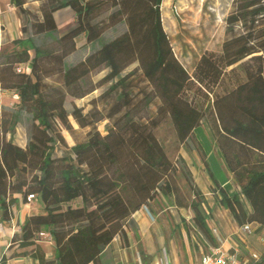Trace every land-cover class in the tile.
<instances>
[{
	"label": "trees",
	"instance_id": "1",
	"mask_svg": "<svg viewBox=\"0 0 264 264\" xmlns=\"http://www.w3.org/2000/svg\"><path fill=\"white\" fill-rule=\"evenodd\" d=\"M36 1L33 11L27 0H9L21 35L9 42L10 49L0 47V98L3 92L18 97L14 111L0 105L1 218L8 220L12 205L26 202L28 195L43 208L25 220L10 247L35 246L39 264H99L104 248L132 224L137 210L150 211L161 197L187 204L179 175L194 197L189 208L196 230L185 224L187 233L198 230L216 246L198 209L201 192L184 160L173 159L159 135L169 129L178 153L180 145L196 143L193 131L203 121L239 185V192L230 195L204 161L213 195L238 226L254 223L255 231L261 230L264 0H232L220 51H204L192 72L173 52L162 23V0ZM103 10H108L109 28L122 26L109 39L103 37V24L94 21ZM65 12L73 14L75 26L60 34L57 17ZM81 36L90 51L68 64ZM45 37L53 41L45 43ZM100 71L105 73L97 83L83 89L86 79ZM51 77L58 78L57 85L47 82ZM107 83L89 111L76 105L66 110L68 98L81 99ZM23 113L31 121L24 147L7 138ZM71 119L87 132L68 147L62 131L73 134ZM103 120L110 124L104 135L97 128ZM245 151L256 153L257 161L245 165ZM43 229L53 241L51 260L36 244ZM257 264H264V255Z\"/></svg>",
	"mask_w": 264,
	"mask_h": 264
},
{
	"label": "crops",
	"instance_id": "2",
	"mask_svg": "<svg viewBox=\"0 0 264 264\" xmlns=\"http://www.w3.org/2000/svg\"><path fill=\"white\" fill-rule=\"evenodd\" d=\"M18 37H10V39L13 40ZM2 45L3 34L0 28V47ZM193 136L196 143L192 144L188 141L187 144L180 145L178 156L184 160L195 186L203 196L198 209L206 220L216 246H221L224 250L237 248L243 260L248 259L251 252L263 256L264 245L259 241L258 236L242 234L240 226L235 223L229 211L213 195L214 183L207 173L204 161L219 186L226 189L230 195L239 192L238 182L226 166L214 132L203 121L199 127L194 129ZM196 147L200 149L198 150ZM183 152L186 154L195 153V169L189 164V159H186ZM244 154L245 165L246 162L257 161L258 155L256 153L245 151ZM179 177L188 187L184 178L181 175ZM189 192L190 196H185L187 206L175 203L171 198H166L171 199V203L165 210L166 212L170 210L172 215L166 214L165 210L160 209V198L156 203L150 205V211L147 208L146 210L141 208L133 213L130 218L132 224L126 226L104 248L100 255L99 264H196L200 256L214 246L209 244L198 230L194 239L191 232L187 233L185 221L179 219L184 218L186 222H189L187 223L188 226L196 230V227L190 222L192 212L189 205L194 197L190 189ZM35 202L37 200L27 203L19 199L17 203L12 205L11 216L8 220L2 219L0 214V264H39L35 246L28 248L10 247L13 236L21 233V227L25 220L32 214L43 212L42 205ZM160 215L164 216V219ZM221 219H227V223L231 225L230 231L224 229ZM41 232L48 233L46 229L41 230ZM36 244L40 246L46 260L53 259L52 238L48 240L46 237L38 236Z\"/></svg>",
	"mask_w": 264,
	"mask_h": 264
},
{
	"label": "rangeland",
	"instance_id": "3",
	"mask_svg": "<svg viewBox=\"0 0 264 264\" xmlns=\"http://www.w3.org/2000/svg\"><path fill=\"white\" fill-rule=\"evenodd\" d=\"M231 2L232 0H162L161 16L164 30L169 37L175 56L189 72H192L196 61L204 51H220L221 43L224 39V18L230 10ZM25 6L29 7L33 11H36L38 9L39 2L36 0H27ZM107 15L108 10H103L94 19L96 23H99L100 25L103 24L104 39H109L117 35L122 29L121 25L109 28L106 23ZM57 24L58 32L60 34L73 28L75 26L73 14L70 12L62 13L57 17ZM0 28L2 29L3 44H5L4 47L10 49V37H20L21 34L19 17L15 8L11 6L9 0H0ZM43 41L45 43H49L53 41V38L45 37L43 38ZM78 41L76 52L67 58L68 64L82 59L90 51L91 45L85 43L83 36H81ZM135 66V64L129 66L123 73L131 71L135 68ZM104 73L105 71L93 72L91 76L86 79V82L82 84V88L88 89L94 86ZM47 82L51 85H57L58 78L51 77L47 80ZM108 86L109 83L100 86L81 99H75L72 101L68 98L65 103L66 110L70 111L73 105H76L82 107L85 112L89 111L93 106L91 101L93 99L99 101V96ZM17 101L18 97H15L13 92H3L0 98L1 110L7 109L9 111H14ZM99 102L97 104L98 106H100ZM152 110L153 108H151V111ZM1 121L0 116V125ZM71 122L75 129L73 134L70 135L66 131H62V135L64 136L68 147L72 146L75 142L83 141L85 139V133L87 132V129L79 128L72 119ZM109 125L108 121L103 120L97 124V128L100 133L104 135ZM30 126L31 121L27 115L23 113L14 128V132L7 135V138H11L14 143L24 147L30 135ZM163 130L159 133V135L164 139L165 146L169 154L171 153L173 159L177 160V142L174 136L170 133L169 129L163 128ZM56 153L60 154L58 148L56 149ZM184 155L187 160L189 159V164L193 167V169H195V153H184ZM182 180L183 179L179 177L178 183L185 196H190L189 189ZM35 203L41 205L38 201ZM170 203L171 199L160 198L159 207L160 209L165 210ZM174 212L175 211L173 210V213ZM166 214L172 215L170 210H167ZM160 217L164 219V216L160 215ZM179 219L183 220V222L185 221L184 224L188 225L187 223L189 222H186L184 218ZM221 224L224 229L230 231L231 225L227 223V219H221ZM191 234L195 239L194 232H191Z\"/></svg>",
	"mask_w": 264,
	"mask_h": 264
},
{
	"label": "built area",
	"instance_id": "4",
	"mask_svg": "<svg viewBox=\"0 0 264 264\" xmlns=\"http://www.w3.org/2000/svg\"><path fill=\"white\" fill-rule=\"evenodd\" d=\"M17 97V95H15ZM34 200L33 195H28L26 202ZM146 210V207H144ZM252 223H246L240 226V232L244 235H257L259 241L264 245V227L256 232V228ZM215 232V231H214ZM39 237H46L51 240L50 233L39 232ZM262 255L256 252L249 253L248 259H241L240 251L237 248L224 250L221 246L211 247L207 252L203 253L196 264H257L261 261Z\"/></svg>",
	"mask_w": 264,
	"mask_h": 264
},
{
	"label": "bare ground",
	"instance_id": "5",
	"mask_svg": "<svg viewBox=\"0 0 264 264\" xmlns=\"http://www.w3.org/2000/svg\"><path fill=\"white\" fill-rule=\"evenodd\" d=\"M165 3V2H164ZM162 5H164V4H162ZM165 9V8H164Z\"/></svg>",
	"mask_w": 264,
	"mask_h": 264
}]
</instances>
